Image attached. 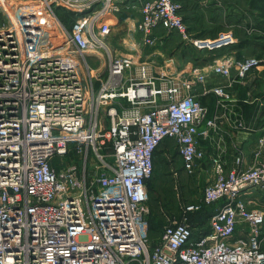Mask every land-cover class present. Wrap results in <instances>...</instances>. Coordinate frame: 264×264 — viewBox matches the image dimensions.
Wrapping results in <instances>:
<instances>
[{"label": "built area", "instance_id": "2783aa9c", "mask_svg": "<svg viewBox=\"0 0 264 264\" xmlns=\"http://www.w3.org/2000/svg\"><path fill=\"white\" fill-rule=\"evenodd\" d=\"M40 1L37 17L25 12L37 3L0 0V264H264V209L242 197L264 190L260 149L247 167L242 149L231 168L209 156L201 203L185 204L183 219L169 218L156 242L147 189L167 138L189 174L206 160L201 140L232 99L227 84L209 87L208 75L245 78L264 56L171 70L143 59L145 48L157 53L158 30L197 50L234 44V31L192 34L180 0ZM57 9L73 14L70 26ZM115 27L126 31V51L109 40ZM98 52L105 78L88 56L101 59ZM199 88L219 97L213 118ZM221 200L210 231L195 235L187 214Z\"/></svg>", "mask_w": 264, "mask_h": 264}, {"label": "crops", "instance_id": "0c3cea01", "mask_svg": "<svg viewBox=\"0 0 264 264\" xmlns=\"http://www.w3.org/2000/svg\"><path fill=\"white\" fill-rule=\"evenodd\" d=\"M203 2L202 4L206 5V2ZM182 14L184 16V12H182ZM185 20L187 19L185 18ZM247 27L248 26L244 27L245 30L243 35L232 29L237 38L236 42L230 46L214 50H197L192 46H186L181 39V42L184 43L182 45L191 50V58H187L182 54L176 55L172 53L173 49L171 50L170 46L172 44V36L176 31L164 32L160 29L157 35L162 41L155 55L164 54L170 57V59L174 58L176 60L174 66L176 69L185 66H195L204 72L209 71L213 63L222 62L223 59L227 57L234 59L246 56H264V28L259 27L257 29L260 31L259 33L250 35L247 33L249 32ZM120 28L121 27H115L113 33L116 32V34L110 35L109 40L117 49L126 51L127 47L124 46L122 41V37L124 38L126 36V31L119 30ZM191 33L196 35V32L192 31ZM146 51H149V48L144 49V55L149 54L146 53ZM98 53L99 55L104 54L102 52ZM93 56L99 59L95 54H93ZM89 59L93 65L95 59L91 58V56ZM95 71L98 70L95 69ZM222 79H224L222 84L228 85L227 88L232 95V99L227 101V107L220 110L223 117L220 119L221 124L219 127L217 129H210L207 138L201 140V144L206 150L207 157L206 160L200 164L198 172L203 176L205 181L208 179V160L211 155L220 154L226 168L234 166L235 154L239 149H242L244 152L243 166L245 167L258 161L259 158L256 156V152L259 149L261 150L262 157H260V160H264V66L253 69L251 74L245 78H239L235 70H233V75L230 78L221 74L212 73L207 77V85L212 87L221 84L219 81ZM196 93L197 97L207 107V118H213L216 112L219 111L217 109V100L219 97L213 92L205 93L201 88L197 89ZM121 101L124 105L126 104V99H122ZM236 118H240L243 121L242 126H237L234 123ZM260 139H263V142H260ZM166 140L172 141L176 145L175 140L171 138H167ZM166 140H164V142ZM170 149L171 146H167L164 152L168 153ZM242 197L249 206L262 207L264 209V190H255L251 194L245 193ZM222 202V200L215 202L214 209L220 206ZM239 234L244 235L245 232L243 233V231L240 230ZM262 249L264 250V228L262 230Z\"/></svg>", "mask_w": 264, "mask_h": 264}, {"label": "rangeland", "instance_id": "374dc122", "mask_svg": "<svg viewBox=\"0 0 264 264\" xmlns=\"http://www.w3.org/2000/svg\"><path fill=\"white\" fill-rule=\"evenodd\" d=\"M23 1L34 5L30 7H35L37 3V9L39 8L38 6L43 8V3L40 0ZM203 1L206 2V5L202 4ZM180 2L183 4L181 12H184V18L187 19L189 30L196 32V36L214 37L221 30L227 29L236 30L237 33L243 35L244 27L246 26L249 29L247 33L254 35V33L260 32L257 30L259 27L264 28V0H180ZM18 3L19 6L23 5L22 1ZM63 10L60 9V12H63L64 17L70 23V16L66 10ZM113 34H116V32ZM172 37L170 46V49H173L172 53L176 55L182 54L187 58H191V50L182 45L184 43L181 42L180 33L176 32ZM146 53H149V51H146ZM147 55L143 57L144 60L152 61L155 58V62L158 64H163L165 67H171V70H175L174 63L176 60L174 58L170 59L164 54L150 57ZM90 56L95 59L93 67L98 70L94 71V73H100L105 78L108 73V62L105 55L101 54V59H96L93 54H90ZM219 82L222 84L224 79ZM125 102L126 104H123L124 107L132 106L127 100ZM103 115L105 117V114ZM106 123H110L109 118H106ZM167 146H171V149L168 153H165ZM175 172H178V175H175ZM205 183V179L198 171L189 174L182 168V162L174 142L166 140L159 147L155 157V169L147 185L149 206L148 235L154 242L157 241L161 229L169 221V218L183 219V206L185 204L201 203ZM212 211L213 206L206 205L202 211L187 214L189 221L191 220L197 225L194 231L195 235L200 234L202 231L210 230V214Z\"/></svg>", "mask_w": 264, "mask_h": 264}, {"label": "trees", "instance_id": "16d2710c", "mask_svg": "<svg viewBox=\"0 0 264 264\" xmlns=\"http://www.w3.org/2000/svg\"><path fill=\"white\" fill-rule=\"evenodd\" d=\"M64 11V10H63ZM57 12H58V15H59V17L61 18V20H63L65 23H66V25L67 26H70V23L67 21V19L64 17V14H63V12H60V9H57ZM67 13H68V15L70 16V22L73 20V18H72V16H73V14L71 13V12H69V11H67ZM68 22V23H67ZM163 144V143H162ZM161 144V145H162ZM158 151V150H157ZM157 151H156V153H157ZM155 157H156V154H155ZM149 181V180H148ZM148 181H147V185H148ZM210 206H213V211H214V204H212V205H210ZM205 206H203L201 209H199V210H197V211H202V209L204 208ZM212 211V212H213ZM194 212H196V211H194ZM207 213V212H206ZM212 214V213H211ZM210 214V215H211ZM190 222H191V224L195 227V228H197L196 226L197 225H195V223H193L191 220H190ZM210 230H205V231H202V233H206V232H209Z\"/></svg>", "mask_w": 264, "mask_h": 264}, {"label": "bare ground", "instance_id": "6f19581e", "mask_svg": "<svg viewBox=\"0 0 264 264\" xmlns=\"http://www.w3.org/2000/svg\"><path fill=\"white\" fill-rule=\"evenodd\" d=\"M28 14H33L35 16H40L42 14L41 9H26L25 11Z\"/></svg>", "mask_w": 264, "mask_h": 264}]
</instances>
